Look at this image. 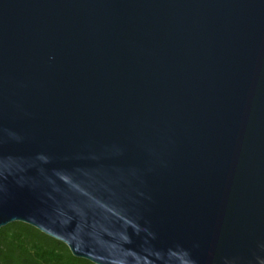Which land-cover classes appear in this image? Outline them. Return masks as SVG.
Listing matches in <instances>:
<instances>
[{"label":"water","instance_id":"95a60500","mask_svg":"<svg viewBox=\"0 0 264 264\" xmlns=\"http://www.w3.org/2000/svg\"><path fill=\"white\" fill-rule=\"evenodd\" d=\"M94 264H264V0H0V228Z\"/></svg>","mask_w":264,"mask_h":264},{"label":"trees","instance_id":"16d2710c","mask_svg":"<svg viewBox=\"0 0 264 264\" xmlns=\"http://www.w3.org/2000/svg\"><path fill=\"white\" fill-rule=\"evenodd\" d=\"M0 264H94L72 255L62 242L13 222L0 228Z\"/></svg>","mask_w":264,"mask_h":264}]
</instances>
